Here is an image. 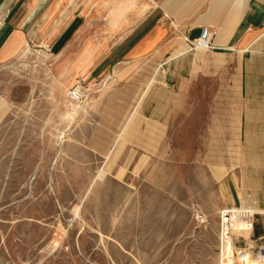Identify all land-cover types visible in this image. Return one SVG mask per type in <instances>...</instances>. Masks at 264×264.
<instances>
[{
	"label": "rangeland",
	"instance_id": "rangeland-1",
	"mask_svg": "<svg viewBox=\"0 0 264 264\" xmlns=\"http://www.w3.org/2000/svg\"><path fill=\"white\" fill-rule=\"evenodd\" d=\"M98 6L44 13L0 61V264H224L227 209L252 223L230 233L232 264L251 263L264 94L245 114L246 53L131 60Z\"/></svg>",
	"mask_w": 264,
	"mask_h": 264
},
{
	"label": "crops",
	"instance_id": "crops-1",
	"mask_svg": "<svg viewBox=\"0 0 264 264\" xmlns=\"http://www.w3.org/2000/svg\"><path fill=\"white\" fill-rule=\"evenodd\" d=\"M94 0H0V61L11 57L13 44L23 42L45 13L56 17L66 3L75 12ZM106 25L121 30L116 47L122 57L166 60L186 55L187 37L201 28L215 30L214 47L207 55L230 58L245 54L243 66L244 113L261 105L264 72L253 70L252 61L264 55V0H95ZM83 5V6H82ZM95 7V6H94ZM85 10V8H84ZM2 13V14H1ZM71 13L68 15L70 18ZM33 27V28H32ZM55 32L54 34H56ZM189 49L183 52L184 49ZM179 52L180 56H178ZM248 59L250 61L248 62Z\"/></svg>",
	"mask_w": 264,
	"mask_h": 264
},
{
	"label": "built area",
	"instance_id": "built-area-1",
	"mask_svg": "<svg viewBox=\"0 0 264 264\" xmlns=\"http://www.w3.org/2000/svg\"><path fill=\"white\" fill-rule=\"evenodd\" d=\"M215 30L208 26H204L201 28L200 34L196 38H189L187 37V42L189 43L190 49H212L214 47L213 45V36L215 35ZM69 95L73 99H79L81 97V87L77 86L76 88H72L69 90ZM256 204V202H255ZM250 213L254 210L253 204H248ZM254 213V212H253ZM251 215H254V214ZM235 217H241L237 210L235 209H227L224 211L223 215V230H222V239L223 242L229 245L231 243V231L232 229H235L233 224V218ZM230 241V243H229ZM253 247L252 245L250 248ZM264 246H261L263 248ZM247 251H240V253H245ZM249 253V252H247ZM250 256V254H249ZM257 256V254H256ZM251 258V257H250ZM242 263V262H241Z\"/></svg>",
	"mask_w": 264,
	"mask_h": 264
},
{
	"label": "bare ground",
	"instance_id": "bare-ground-1",
	"mask_svg": "<svg viewBox=\"0 0 264 264\" xmlns=\"http://www.w3.org/2000/svg\"><path fill=\"white\" fill-rule=\"evenodd\" d=\"M232 225L235 228H238L240 230H245V231H247L250 228H252V223H250L249 221H246L244 219H241L240 217L233 218V224ZM229 243H230V241H229ZM232 249H233V245L230 243L228 245L229 254L227 255V257L230 260L228 259L229 262L225 261L224 264H232ZM241 259L247 264H264V250L259 253V257L257 259H252L253 261H251V263L248 262V261H250L248 253H243L241 255Z\"/></svg>",
	"mask_w": 264,
	"mask_h": 264
}]
</instances>
